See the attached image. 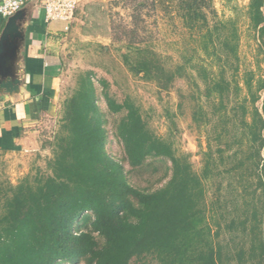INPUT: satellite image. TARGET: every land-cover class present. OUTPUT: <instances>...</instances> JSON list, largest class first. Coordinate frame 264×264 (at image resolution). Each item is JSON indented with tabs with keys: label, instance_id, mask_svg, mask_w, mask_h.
Returning a JSON list of instances; mask_svg holds the SVG:
<instances>
[{
	"label": "trees",
	"instance_id": "1",
	"mask_svg": "<svg viewBox=\"0 0 264 264\" xmlns=\"http://www.w3.org/2000/svg\"><path fill=\"white\" fill-rule=\"evenodd\" d=\"M173 1L199 35L203 61L168 66L135 27L122 56L161 91L181 77L196 87L192 120L208 128L201 171L149 126L134 98L118 100L106 78L82 70L47 142L46 169L0 180V264H130L146 256L156 264H264V76L251 69L239 77L237 21L218 18L213 0ZM246 15L264 58V0H250ZM83 19L82 33L93 35ZM97 82L108 112H124L114 140ZM150 158L169 160L171 174L159 187H138L129 175ZM89 217L90 229L75 226Z\"/></svg>",
	"mask_w": 264,
	"mask_h": 264
},
{
	"label": "rangeland",
	"instance_id": "2",
	"mask_svg": "<svg viewBox=\"0 0 264 264\" xmlns=\"http://www.w3.org/2000/svg\"><path fill=\"white\" fill-rule=\"evenodd\" d=\"M249 1L213 0L218 18L237 21L240 34L239 77L245 70L251 69L264 76V58L258 52L259 41L249 27L246 15ZM88 4L86 16L89 18L88 26L92 27L94 34L76 37L66 52L67 70L61 82L62 99L58 103L61 107L53 115L46 116L41 125V137L47 147L37 151L31 149L27 155L19 153L0 159V180L16 183L31 170L46 169V161L51 155L47 142L59 128L63 101L72 92L78 73L86 69H93L97 79L106 78L110 83V93L118 100L121 101L126 96L134 98L149 126L159 136L173 140L179 152H189L194 169L200 172L203 166L202 152L207 148L208 128L199 127L192 120L195 102L193 92L196 87L189 79L181 77L169 91H161L155 82L132 74L122 56L126 51L125 45L130 40L126 31L135 27L139 32V39L159 52L168 66H175L189 59L190 64H197L205 58L199 35L185 28L173 0H92ZM197 79L200 82L198 77ZM97 86L99 104L107 112L105 124L109 138L114 140L113 132L124 112H108L101 84L97 82ZM111 152H118L115 141L111 144ZM170 167L171 162L167 159L150 158L143 167L133 170L129 178L138 187L153 189L167 181L171 174ZM216 180L206 181L209 202L214 197ZM91 219L89 217L88 221L77 222L75 226L88 230L91 228ZM130 264H156V261L152 256H146L142 259L134 258Z\"/></svg>",
	"mask_w": 264,
	"mask_h": 264
},
{
	"label": "crops",
	"instance_id": "3",
	"mask_svg": "<svg viewBox=\"0 0 264 264\" xmlns=\"http://www.w3.org/2000/svg\"><path fill=\"white\" fill-rule=\"evenodd\" d=\"M91 1L78 0V13L68 31L63 21H46L40 0H31L23 7L25 40L17 61L22 83L13 93L0 92L1 160L47 147L41 137V125L46 116L61 107L58 103L62 99L61 82L67 70L66 52L76 37L86 36L82 33L84 8ZM6 21L7 18L0 15V36Z\"/></svg>",
	"mask_w": 264,
	"mask_h": 264
},
{
	"label": "water",
	"instance_id": "4",
	"mask_svg": "<svg viewBox=\"0 0 264 264\" xmlns=\"http://www.w3.org/2000/svg\"><path fill=\"white\" fill-rule=\"evenodd\" d=\"M24 17V8L9 16L0 36V92L13 93L22 83L17 73V61L25 40Z\"/></svg>",
	"mask_w": 264,
	"mask_h": 264
},
{
	"label": "built area",
	"instance_id": "5",
	"mask_svg": "<svg viewBox=\"0 0 264 264\" xmlns=\"http://www.w3.org/2000/svg\"><path fill=\"white\" fill-rule=\"evenodd\" d=\"M31 0H0V15L5 18L16 13ZM45 10L46 21L59 20L65 23L64 29L70 30L76 19L78 0H40Z\"/></svg>",
	"mask_w": 264,
	"mask_h": 264
}]
</instances>
